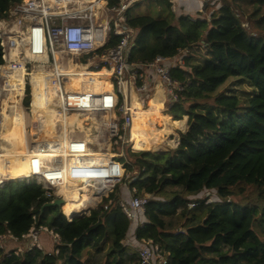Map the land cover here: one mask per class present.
<instances>
[{"label": "trees", "instance_id": "trees-1", "mask_svg": "<svg viewBox=\"0 0 264 264\" xmlns=\"http://www.w3.org/2000/svg\"><path fill=\"white\" fill-rule=\"evenodd\" d=\"M22 1L0 0V17ZM141 1L127 11L139 29L132 60L207 50L198 55L202 63L192 52L172 70L183 88L168 114L185 125L188 116L179 145L130 151L128 169L139 170L135 194L151 195L146 211L132 220L101 205L70 221L61 207L41 210L50 200L41 185L9 181L0 188V240L24 242L33 226L46 225L61 242L58 253L0 243V264H139L128 237L139 245L153 239L169 264H264V0H247L250 13L242 0H221L209 17L196 19L178 15L171 1L163 18L134 14ZM118 39L112 34L108 45ZM208 191L215 199L202 196ZM175 217L185 232L173 231L167 219Z\"/></svg>", "mask_w": 264, "mask_h": 264}, {"label": "built area", "instance_id": "built-area-1", "mask_svg": "<svg viewBox=\"0 0 264 264\" xmlns=\"http://www.w3.org/2000/svg\"><path fill=\"white\" fill-rule=\"evenodd\" d=\"M103 1L107 13L103 18L97 17L94 1L82 7L81 0H23L12 5L0 17V40L4 53V63L0 65V93L1 85L8 84L7 75L24 71L22 102L24 104L27 91H30V105L23 107L32 112V71L35 66L42 65L47 73L45 77L52 80L62 96L56 106L58 113L88 114L85 125L94 129L95 134L88 137L80 127L68 125L65 133L69 138L59 143L64 126L57 121L56 141H46L44 154H32L30 172L23 178L26 185H41L49 201L64 199L62 212L70 221L90 215L101 205L106 211L119 208L132 220L140 211H146L151 195L133 193L136 189L131 184L137 179L134 175L137 171L134 174L129 172L131 160L116 149L132 151L133 93L151 94L160 83L166 96L164 104L170 107L179 99L178 93L183 86L172 76V70L185 66L189 51L184 49L171 57L158 55L152 61L132 60L139 29L128 23L127 11L141 0H121L114 6L109 5V0ZM112 34L119 39L109 46ZM71 63L78 66L77 70L83 67V75L91 80L94 77L99 80L109 78L112 88L67 90L68 79L80 74L76 70L69 71ZM32 127L29 124L27 128L30 130ZM122 157L125 160H121ZM73 182L80 195L87 196L79 207L68 211L65 204L71 199L69 195L75 187ZM121 183L123 185L120 186ZM180 231L185 232V229ZM42 233L49 234L53 243L61 242V237L53 229L35 225L24 235L25 250L43 249ZM127 242L137 252L139 264H169V259L153 239L143 240L139 246L131 237ZM18 250L24 251L22 248ZM58 252L57 246L53 252L49 251Z\"/></svg>", "mask_w": 264, "mask_h": 264}, {"label": "bare ground", "instance_id": "bare-ground-1", "mask_svg": "<svg viewBox=\"0 0 264 264\" xmlns=\"http://www.w3.org/2000/svg\"><path fill=\"white\" fill-rule=\"evenodd\" d=\"M86 0H81V6H87L88 2ZM42 65L35 66L32 71V78H33V72L38 71L35 80L37 81L36 84H32V96L34 98L33 105H32V112L31 116L28 117V120L30 123H32L33 127V133H30V130L24 126L23 119L20 120L17 123V126H13V122L9 118L8 108L10 106V103L17 101V98H19V101L16 102L15 108L18 112L22 111L23 104L21 102V96H23L24 91V84L23 83V89L22 87H16L14 82L12 81V78L10 80L9 76L7 75V86L1 85V93H0V101L4 102V104L1 102L0 106L3 104L4 108L0 110V124H1V130L3 133L10 136L9 132H11L12 126L14 129L21 133L19 134L20 140L13 138L8 140H14V143H19L20 150L15 152H9L7 150H1L0 151V186L3 184L5 179H8V177L16 179L17 177L24 178L27 176L30 172L31 168V161H32V154L38 153L40 155L45 153L44 144L47 142H55L57 137V130H56V123L57 121H61L62 125L64 126L63 132L60 133V136L62 137V141L59 143H64L69 138L68 134L65 133V129L70 125L72 128L76 125L82 129V131H86L88 134L87 136L90 137L93 135V129L89 128L85 125L86 120L89 119L88 114H81V113H72L60 115L56 111V106L58 105V102L61 101L62 96L60 94V91L53 85L52 80L50 78H46V72L42 69ZM78 66L74 65L72 69V64H70L69 71L76 70L80 74L78 76H71L69 80L71 81H78L82 84L88 85V88L93 90H108L112 88V84L110 82L109 78L104 77L103 79L99 80L97 77H94L93 80H91L88 76L83 75L84 68L82 69H76ZM68 71V72H69ZM25 79V77H24ZM33 80V79H32ZM108 81V82H105ZM103 83V84H102ZM105 83V84H104ZM73 84V85H71ZM67 83L66 89L67 90H76V91H82V90H88L85 88H79L75 87L76 83ZM9 91V92H8ZM8 93V94H7ZM7 95V96H6ZM48 95H50L51 99L50 101L47 100ZM150 94L148 95H136L135 93L132 94V106H133V125H132V136H131V143L134 145L135 151H140L145 148L147 149H157L161 142H167L168 141V134L172 133V129L170 128H156L157 126L153 127L150 123V116L152 115H158L160 116V119L164 121V123L167 126H178L182 127L183 129L186 127L185 123H173L170 115H161L160 112V106H159V95L154 94L150 98ZM150 98L151 105L147 108H142L146 105V101ZM57 99V100H56ZM5 100V101H4ZM138 100V101H137ZM58 101V102H57ZM139 104L142 106L140 107ZM47 106H51L54 110V114H50L47 111ZM13 116H20V115H13ZM159 119V118H158ZM157 119V120H158ZM160 120V121H161ZM154 121V120H153ZM159 121V120H158ZM95 122L97 120L95 119ZM13 129V128H12ZM19 130V131H18ZM26 131V133H25ZM31 135V136H30ZM1 140V139H0ZM174 141V142H173ZM164 142V143H165ZM178 138L176 140H170L167 142L169 144L177 145L178 144ZM51 144V143H49ZM27 145V146H26ZM52 147H55V145H51ZM161 146V145H160ZM24 147V148H23ZM26 147V148H25ZM3 148V147H2ZM23 151V152H21ZM46 155H55V154H46ZM5 176V177H4ZM19 178V179H22ZM2 179V183H1ZM73 185L75 186V183L73 182ZM76 187V186H75ZM72 188V191L70 192L71 199L67 201L65 204V208L68 211H73L75 207H79V205L85 201L87 194H85V197H82L76 191H78L77 187Z\"/></svg>", "mask_w": 264, "mask_h": 264}, {"label": "rangeland", "instance_id": "rangeland-1", "mask_svg": "<svg viewBox=\"0 0 264 264\" xmlns=\"http://www.w3.org/2000/svg\"><path fill=\"white\" fill-rule=\"evenodd\" d=\"M169 1H171L172 2V4H173V10L174 9H176V7H177V4H176V2L178 1V0H142L141 2H140V4L139 5H137V6H134L133 8H132V12L134 13V14H152L154 17H156V18H163V17H165L166 15H167V12H168V9H167V2H169ZM109 2V1H108ZM221 2V0H202V1H200V9H199V13H200V15L202 16V17H204V16H206V17H209L210 15H211V13L213 12V11H215V7H216V4H218V3H220ZM94 3L96 4V13L98 14L97 15V17H100V18H103V17H105L106 15H107V13L105 12L106 10H105V8H106V4H105V2L103 1V0H94ZM241 4H242V6H243V8L248 12V13H250L251 11H252V7L250 6V5H248V3H247V0H242V2H241ZM152 5V6H151ZM198 16L197 15H190V18H192V19H196ZM192 52L194 53V56L196 57V58H198L199 56L198 55H205L206 53H207V50H206V48H204V47H193L192 49H189V51H188V55L190 54V55H192ZM199 60L201 61V63H202V58L201 57H199ZM205 61H203V63H204ZM37 72L38 71H34L33 72V80H32V84H36L37 85V81L35 80V76H36V74H37ZM9 76V79L8 80H10L11 78H12V81L14 82V84H15V86L16 87H22V89H23V83H24V77H25V72L23 71H21V72H13V73H10V75H8ZM105 82H108V81H105ZM2 85H6V84H2ZM7 86V85H6ZM24 88H25V85H24ZM33 89V88H32ZM9 92V91H8ZM154 93V92H153ZM153 93H151V94H153ZM8 94V93H7ZM30 94V91L28 92L27 91V95H26V97H25V101H24V104H23V102H22V100H23V96H21L20 98V100H21V102H22V104L25 106V107H27V106H29L30 105V103H26V101H27V99L28 100H31V95H29ZM151 94H150V96H151ZM165 94V93H164ZM23 95H24V91H23ZM7 96V95H6ZM33 97V96H32ZM151 98V97H150ZM150 98L146 101V105L144 106V107H142L140 104H139V102H138V105L140 106V107H142V108H147V107H149L150 106ZM165 98H166V96H165ZM50 99H51V97H50V95H48V97H47V100L48 101H50ZM33 100H34V98H32V105H33ZM57 100V99H56ZM5 101V100H4ZM19 101V98H17V101H15V102H12V103H10V106H9V108H8V113H9V118L10 119H12L13 121H16V120H22V119H24L25 118V116L26 115H28L27 114V111L25 110V109H23L22 108V111L21 112H18L17 110H16V108L14 107L15 106V104H16V102H18ZM138 101V100H137ZM167 101V100H166ZM165 101V102H166ZM2 101H0V103H1ZM58 102V101H57ZM3 104H4V102H2ZM59 103V102H58ZM1 105L0 106V110H1V108H2V110H3V108H4V105ZM168 105L169 104H167V103H165L163 106H161V107H164V113H166V114H168V111H169V109H170V107H168ZM58 106V105H57ZM32 107V106H31ZM47 111L50 113V114H54V110L52 109V107L51 106H47ZM56 111L58 112V109H57V107H56ZM163 112V111H162ZM30 114H31V111H30ZM13 115H20V116H13ZM170 115V114H169ZM172 116V115H171ZM185 117V116H184ZM184 117H183V119H184ZM26 119V118H25ZM96 119V118H95ZM96 120H98V119H96ZM154 120V121H153ZM180 120H182V119H180ZM150 123H151V125L153 126V127H155V126H157L158 125V120L156 119V118H154V115H152V116H150ZM160 123V122H159ZM160 124H162V123H160ZM26 125H28V124H26ZM26 125H24L25 127H26ZM187 125H188V120H187V123H186V127H187ZM185 127V128H186ZM0 128H1V124H0ZM13 128V129H12ZM12 128H11V132H9V134H10V136L9 135H7V134H5V133H3L2 132V130L0 129V151L1 150H7V151H9V152H15V151H19L20 150V145H19V143H14V140H8V139H13V138H16V139H18V140H20V138H19V134H21V133H23V131H21V133H20V131L19 132H17L15 129H14V127L12 126ZM157 128V127H156ZM184 128V129H185ZM93 129V128H92ZM184 129H180L179 127H173V131H174V133H172V134H170L169 136H166V137H169V139L170 140H172V139H175V136H176V133L178 134V135H180L179 134V131H186V130H184ZM93 132H94V129H93ZM25 133H26V131H25ZM30 133L32 134L33 133V127L30 129ZM93 134H95V132L93 133ZM8 138V139H7ZM169 139H168V141H169ZM167 141V142H168ZM178 141H179V139H178ZM165 142V141H164ZM161 142V146L159 145V147H157V149H147V148H145V149H143L142 151H147V150H149V151H168V150H170V149H174V148H176L178 145H179V143H180V141L178 142V144L177 145H173V144H169V143H167V142ZM174 142V141H173ZM27 146V145H26ZM3 147V148H2ZM24 148V147H23ZM26 148V147H25ZM116 151L117 152H119V153H123V154H125L126 156H128V160H131V163H132V156L130 155V151L128 152V150H124V152L122 151V149L121 148H117L116 149ZM132 151H135L134 150V145L132 144ZM138 151V150H137ZM141 151V150H140ZM21 152H23V151H21ZM121 160H125V158L124 157H122L121 158ZM135 171H137L138 173H139V170L136 168V170H129V172L132 174H134V172ZM128 172V173H129ZM135 173L134 175L135 176H137L138 175V173ZM5 177V176H4ZM19 178H22V177H17L16 179H13V178H10V177H8V181H11V180H13V181H19ZM1 183H2V179H1ZM121 185H123V183H121L120 184V186ZM130 185V184H129ZM120 186H118L119 187V189L121 188ZM132 188H135L136 189V191L138 190V188H137V186H132ZM132 188H131V190H132ZM72 191H74V190H72ZM76 193H78V195H79V190L78 191H76ZM133 193H135L134 191H133ZM202 196L203 197H209V198H212V199H215V195L212 193V192H206V193H204V194H202ZM190 206H194V203L192 204L191 203V205ZM140 214V213H139ZM167 221L169 222V224H171L172 225V229H173V231H176V232H178V231H180L181 229H183V227L182 226H179L178 225V219L175 217V218H169V219H167ZM135 243V245H137V246H139V244L138 243H136V242H134ZM5 246H6V248L5 249H7V250H11L12 248H16V249H18V248H22V249H24V251H25V247H27L26 246V242L24 241V242H22L21 244H17V243H13L15 246H13L12 247V245H10L11 244V240L10 239H7L6 241H5ZM51 246H52V248H51V252H53V248H54V246L56 247L57 246V243H54L53 245L51 244ZM44 249L45 250H47L45 247H44ZM19 251V250H18Z\"/></svg>", "mask_w": 264, "mask_h": 264}, {"label": "crops", "instance_id": "crops-1", "mask_svg": "<svg viewBox=\"0 0 264 264\" xmlns=\"http://www.w3.org/2000/svg\"><path fill=\"white\" fill-rule=\"evenodd\" d=\"M200 1H202V0H178L177 2H176V4H177V7H176V9L174 10L178 15H181V14H185V15H197L198 17L199 16H201L200 15V11H199V9H200ZM72 64V63H71ZM73 67H74V65L72 64V69H73ZM68 83H76V85H75V87H79V88H85V89H88V90H90V88H88V85H85V84H82V83H80V84H78L79 82L78 81H71V80H69L68 81ZM103 84V83H102ZM105 84V83H104ZM71 85H73V84H71ZM156 95V94H158L159 95V98H160V101H159V106H160V112H159V114H161V115H169V114H166V113H164V107H161V106H163L164 105V100H165V94H164V89H163V87L161 86V84L159 83L158 85H157V87L155 88V91H154V93L153 94H151V97H152V95ZM150 105H151V100H150ZM163 111V112H162ZM27 114L28 115H26L25 116V118L23 119V121H24V125H26V124H28V126H29V124L30 125H32V123H30V121L28 120V117L29 116H31V114H30V111H27ZM170 117H171V119H172V122L173 123H176L174 120V116H171L170 115ZM186 117V123H187V120H188V116H185ZM154 118H156V119H158L159 121H158V125H157V128H170L171 127V129H172V133H174V131H173V127H176V126H167L165 123H164V121H162L161 119H160V116H158V115H154ZM161 120V121H160ZM11 121L13 122V126L14 127H16L17 126V123L20 121V120H16V121H13L12 119H11ZM162 123V124H160V123ZM27 126V127H28ZM186 126V125H185ZM188 126V125H187ZM178 127V126H177ZM180 129L182 128V127H179ZM183 129V128H182ZM187 129V127L184 129V130H186ZM172 133H169L168 134V136L170 135V134H172ZM31 136V135H30ZM179 139V141H180V135H178L177 133H176V136H175V139H172V140H176V139ZM168 139H169V137H168ZM62 141V139H60V142ZM7 239H10L11 240V244L10 245H12V247L13 246H15L13 243H19V244H21L22 242L21 241H18V240H16V239H14L12 236H5L4 238L2 237L1 238V240H0V243L1 244H3V246L6 248V244H5V241L7 240ZM26 242V241H25ZM41 243H42V246L43 247H45L48 251H50L51 250V248H52V246H51V244L53 245L54 243H53V240H52V238H51V236L49 235V234H47V233H42V235H41Z\"/></svg>", "mask_w": 264, "mask_h": 264}, {"label": "water", "instance_id": "water-1", "mask_svg": "<svg viewBox=\"0 0 264 264\" xmlns=\"http://www.w3.org/2000/svg\"><path fill=\"white\" fill-rule=\"evenodd\" d=\"M8 180H9V179H5L4 182H3V184L0 186V188H1V187H4L5 184H6L7 182H9ZM11 181H13V180H11ZM19 181H20V182H23V178H22V179H19ZM63 203H64V199H62V198H58V199H55V200H52V201H47V202L43 205V207H42L41 210L43 211V210H44L45 208H47V207H61Z\"/></svg>", "mask_w": 264, "mask_h": 264}]
</instances>
